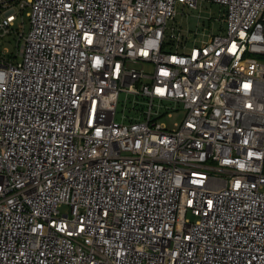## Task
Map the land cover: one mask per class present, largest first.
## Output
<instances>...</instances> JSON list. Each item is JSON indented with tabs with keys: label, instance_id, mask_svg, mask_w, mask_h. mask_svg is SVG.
<instances>
[{
	"label": "built area",
	"instance_id": "1",
	"mask_svg": "<svg viewBox=\"0 0 264 264\" xmlns=\"http://www.w3.org/2000/svg\"><path fill=\"white\" fill-rule=\"evenodd\" d=\"M0 264H264V0H0Z\"/></svg>",
	"mask_w": 264,
	"mask_h": 264
},
{
	"label": "rangeland",
	"instance_id": "2",
	"mask_svg": "<svg viewBox=\"0 0 264 264\" xmlns=\"http://www.w3.org/2000/svg\"><path fill=\"white\" fill-rule=\"evenodd\" d=\"M178 10H183L181 5H178ZM185 15H177L176 19L172 21L171 25H181L183 28H191L195 29L199 26L200 30L205 31L207 33L213 31L214 33H220L226 27L225 24L222 22V16L224 13V9L220 4L213 3L210 1H205L202 3V6L197 9L192 8H185L184 10ZM210 18V19H209ZM30 23L28 18L25 19V27L26 30L29 29ZM211 30V31H210ZM18 31V22L16 26L13 27V30L10 34H8L3 39V45H6L10 51V55H15L18 49V41L22 39L20 35L17 33ZM208 37L205 36L204 39ZM151 67V65H149ZM134 100H137L133 94L127 93L125 91L120 92L119 103L116 112V121L127 122L130 117L136 116L135 111L133 108ZM144 103V101H143ZM141 99L137 102V108L142 104ZM183 110V108H181ZM183 119L182 112H175L174 117H163L162 120L167 123V125L171 128L175 126V121L181 122ZM68 209L67 206H63L61 208L62 211H66ZM195 219L194 217H192Z\"/></svg>",
	"mask_w": 264,
	"mask_h": 264
}]
</instances>
